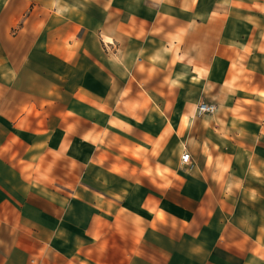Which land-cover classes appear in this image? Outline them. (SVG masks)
Returning <instances> with one entry per match:
<instances>
[{"label":"crops","instance_id":"0c3cea01","mask_svg":"<svg viewBox=\"0 0 264 264\" xmlns=\"http://www.w3.org/2000/svg\"><path fill=\"white\" fill-rule=\"evenodd\" d=\"M0 264H264V0H0Z\"/></svg>","mask_w":264,"mask_h":264},{"label":"built area","instance_id":"2783aa9c","mask_svg":"<svg viewBox=\"0 0 264 264\" xmlns=\"http://www.w3.org/2000/svg\"><path fill=\"white\" fill-rule=\"evenodd\" d=\"M199 108L201 111L210 113V112L215 111L216 106L213 104H208V103L202 102V103H200ZM182 159L184 162H190V153H188V152L184 153L182 156Z\"/></svg>","mask_w":264,"mask_h":264}]
</instances>
